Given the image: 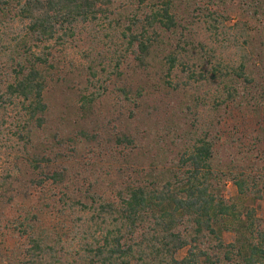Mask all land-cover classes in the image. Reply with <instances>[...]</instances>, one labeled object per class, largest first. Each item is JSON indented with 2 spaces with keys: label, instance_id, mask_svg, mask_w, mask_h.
I'll use <instances>...</instances> for the list:
<instances>
[{
  "label": "trees",
  "instance_id": "16d2710c",
  "mask_svg": "<svg viewBox=\"0 0 264 264\" xmlns=\"http://www.w3.org/2000/svg\"><path fill=\"white\" fill-rule=\"evenodd\" d=\"M224 1L208 0L209 6L192 12L190 1L189 18L182 20L176 0H0V26L6 20L20 26L14 44L6 42V32L0 34V125L6 122L8 109L18 110L14 134L22 141L27 163L21 177L9 171L0 180V231L16 238L7 260L12 264H264V224L256 208H245L225 194V181L230 180L239 194L262 197L254 189L260 177L218 167L216 148L223 131L213 120L189 130V142L172 169L143 170L132 176L131 166L119 168L105 185L100 178L89 183L83 194L75 190V176L68 166L53 164L65 154L52 156L36 145V131L45 126L50 113L45 96L56 47L108 20L122 24L127 50L146 67L160 30L176 33L202 17L217 31L229 16L227 9L220 12L210 3L219 6ZM240 3L246 16L258 21L244 25L263 36L264 0ZM196 9L201 12L192 14ZM177 41L179 46L181 39ZM259 58L264 63V56ZM5 62H11L10 73L3 68ZM165 64L167 75L179 64L187 68L173 50L165 55ZM261 71L264 68L246 54L239 64L218 61L212 66L210 78L217 85L212 107L220 116L223 110L246 103L264 109V83L255 76ZM189 77L208 79L195 69ZM89 81L93 89L79 95V109L86 117L103 93L99 79L98 85ZM78 135L79 140L97 138L85 130ZM115 140L124 148L136 143L132 135L120 131ZM108 153L115 155L111 149ZM69 208L75 213L70 219ZM225 231L234 233L232 241L224 238ZM183 249L186 253L179 257Z\"/></svg>",
  "mask_w": 264,
  "mask_h": 264
},
{
  "label": "rangeland",
  "instance_id": "374dc122",
  "mask_svg": "<svg viewBox=\"0 0 264 264\" xmlns=\"http://www.w3.org/2000/svg\"><path fill=\"white\" fill-rule=\"evenodd\" d=\"M123 1L118 0V3ZM190 1L191 12L195 7L209 6L208 0H176L182 20L189 18ZM210 6L220 12L227 9L229 19L220 24L217 31L210 29L202 17L193 18L195 22L189 23L188 29L180 27L176 33L160 30L146 67L135 60L133 51L127 50L122 24L108 20L87 27L71 43L54 49V67L45 96L50 113L45 126L36 131L39 137L36 145L52 156L58 152L65 154V158L53 164L57 168L68 166L75 176L74 188L79 194L100 178L105 185L119 168L131 166L132 176L143 170L172 169L189 142V130L196 129L195 126L205 127V122L213 120L216 128L223 131L216 148L218 167L243 169L252 176H259L254 189H259L263 195L256 197L252 192L241 195L237 186L226 180V197L237 200L245 208L255 207L257 217L264 224V109L246 103L228 112L223 110L220 116L212 107L217 85L210 78V70L218 61L239 64L243 54L251 56V62L256 60L263 69L259 56H264V35L244 25L258 21L246 16L240 0H225L219 6L213 3ZM199 12L196 9L192 14ZM4 32L6 42L14 44L20 26L6 20L0 26V34ZM177 39H181L179 46ZM172 50L184 60L187 68L179 64L167 75L165 55ZM10 63H3L5 72H11ZM193 69L202 70L208 79L189 77ZM255 76L264 83V71ZM89 79L95 85L99 79L103 93L86 117L79 109V95L93 89ZM121 88L127 89L128 94ZM5 118L6 122L0 125V180L9 171L21 177L27 166L22 141L14 134L18 110L8 109ZM81 130L97 134V138L79 140ZM116 131L132 135L135 145L124 148L115 140ZM109 149L115 152L114 156L108 153ZM71 196L74 199L72 193ZM66 214L68 219L75 215L70 208ZM224 238L232 241L234 233L225 231ZM15 242L16 238L8 231H0V264H12L6 256ZM185 253L183 249L178 256Z\"/></svg>",
  "mask_w": 264,
  "mask_h": 264
}]
</instances>
